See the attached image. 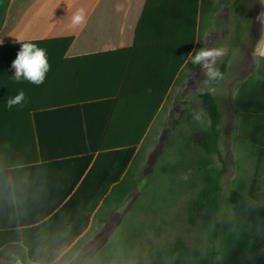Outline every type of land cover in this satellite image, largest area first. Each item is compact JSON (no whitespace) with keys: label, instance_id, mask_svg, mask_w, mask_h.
<instances>
[{"label":"crops","instance_id":"1","mask_svg":"<svg viewBox=\"0 0 264 264\" xmlns=\"http://www.w3.org/2000/svg\"><path fill=\"white\" fill-rule=\"evenodd\" d=\"M146 2L12 0L0 31V46L17 43L14 37L22 32L31 41L62 37H71L73 41L63 58L49 54L56 60L52 61L56 68L52 67L53 74L62 76L57 77L49 94L42 93L40 85L15 82L11 64L18 51L0 49V264H75V255L95 242L89 240L82 244L92 230L94 218L100 215V205L92 213L78 215L79 200H75L73 194L85 175L66 196L68 188L74 184V168L65 156L98 153L93 150L98 144L94 142L102 138L103 123L116 99L94 104L81 100L90 96L91 91L102 94L118 89L117 75L111 72L117 65L110 68L106 57L120 60L124 56H107V53L135 44ZM80 8L87 13L86 22L80 28L70 29L71 17ZM152 23L156 24L151 21L150 25ZM262 23L264 25V17ZM141 38L144 44L165 40L156 35ZM145 47L132 65L134 73L148 69V61L166 60L168 56L165 51ZM260 52L264 57V32ZM20 90L25 92L28 102L22 107L7 109V99ZM126 105L123 102L121 107ZM129 118L135 116L129 112ZM112 136L136 137L137 132L121 129ZM75 229L78 232L74 235ZM259 262L264 264V257Z\"/></svg>","mask_w":264,"mask_h":264},{"label":"rangeland","instance_id":"2","mask_svg":"<svg viewBox=\"0 0 264 264\" xmlns=\"http://www.w3.org/2000/svg\"><path fill=\"white\" fill-rule=\"evenodd\" d=\"M232 2L209 0L195 48L228 49L217 65L227 62L224 79L214 93L223 114L220 147L227 163L218 214L219 237L225 228L239 226H256L264 235V157L251 152L248 136L242 131L240 108L241 91L262 71L264 1L242 0L237 16L231 11ZM203 80L200 67L188 60L131 163L127 177L131 194L115 210H98L100 215L94 218L82 244L95 242L75 255V264H150L160 245L176 240L196 247L201 256L207 253L202 215L193 212L190 217L186 211L189 199L202 185L194 173V163L202 155L197 133L208 122L197 91ZM196 112L203 113L202 121L193 119ZM174 119H179V124L173 130ZM233 191L240 194L237 204L232 201ZM263 257L264 245L251 264H260Z\"/></svg>","mask_w":264,"mask_h":264},{"label":"trees","instance_id":"3","mask_svg":"<svg viewBox=\"0 0 264 264\" xmlns=\"http://www.w3.org/2000/svg\"><path fill=\"white\" fill-rule=\"evenodd\" d=\"M241 1L233 0L232 2L231 11L235 16L237 13L241 14ZM11 2L12 0H0V31L4 26ZM208 2L209 0H147L145 14L136 33L135 44L131 48L117 50L111 54L107 53V56L113 54L124 56L120 57V60L106 57L110 68L117 65V68L114 67L111 72L115 71L117 75L115 80L118 89L102 94L91 91L90 96L81 100L84 103L94 104L116 99L115 106L109 107L106 122L103 123L105 130L102 133V138L100 137V140L94 142V144H98L93 146V150L98 153L96 155L93 152L86 155L65 156L69 157L68 162L74 168V184L68 188L66 196L72 193L85 175L73 194L75 200H79L78 215L85 216L86 213H92L99 205L98 210L103 208L115 210L131 194L132 185L127 178L131 163L137 149L145 139L147 130L151 127L154 119L158 117L185 68L188 62L187 54L196 48L200 20H202L200 16L201 14L203 16L205 5ZM151 21H155L156 24L150 25ZM146 22L147 25H145ZM163 23L164 25H162ZM142 35H156V37L159 36L165 40L149 41V44H144L140 41ZM72 41L71 37L32 41L46 50L51 65L44 83L40 85L42 93L49 94L57 77H62L61 74H53L52 61L56 60H52L49 54L53 56L59 54L63 58ZM144 46L147 49L165 51L164 53L168 56L166 60H150L147 65L148 69L134 73L132 65ZM20 47L19 43H13L0 46V49L19 51ZM218 68L225 75L227 62H222ZM261 68L260 76L249 84L247 83L248 85L241 91L240 108L242 131L248 136L251 152L259 157H264V62ZM53 69L56 68L53 67ZM220 82H216L213 86H217ZM199 96L208 121L206 127L197 133V147L202 155L194 163V173L202 180V185L189 199L186 211L190 217L193 212L202 215L201 218L206 226L207 253L201 256L196 247L185 241L176 240L160 245L152 256L150 264H251L264 245V235L259 228L256 226H246V228L239 226L237 229L225 228L219 237L218 214L222 181L227 169V163L220 147L223 114L214 94L205 91ZM123 102L127 104L126 107H121ZM129 112L135 118L130 119ZM123 115L124 117H122ZM178 124L179 119H174L171 122L172 129L174 130ZM121 129L122 131L137 132V136H112L114 132L116 136ZM215 157L217 160L214 159ZM49 161L60 163L59 160ZM231 196L232 201L237 204L240 194L233 191ZM62 210L61 208L60 211ZM87 221L88 217L86 216L85 222L87 223ZM75 226L80 228L78 224ZM76 231L78 232V229H75L74 235ZM15 252L22 256L19 250H15Z\"/></svg>","mask_w":264,"mask_h":264},{"label":"clouds","instance_id":"4","mask_svg":"<svg viewBox=\"0 0 264 264\" xmlns=\"http://www.w3.org/2000/svg\"><path fill=\"white\" fill-rule=\"evenodd\" d=\"M86 16L87 13L85 9H78L72 15L68 27L70 29L82 27L86 22ZM14 40L19 43L21 47L11 64V67L14 69L12 78L18 83L27 81L36 86L43 84L51 67L46 50L29 40L23 32L14 37ZM227 53V47L221 46L211 48L200 47L199 49H193L187 54L189 62L193 66H199L204 76L202 86L197 89L198 92L201 94L205 91L210 94L215 93L216 88L213 85L224 79V75L217 65ZM27 102L28 100L25 92L20 90L18 94L7 99L6 108L11 110L17 106L22 107ZM193 119L195 121H202L203 113H194ZM184 179H187V176H185Z\"/></svg>","mask_w":264,"mask_h":264}]
</instances>
